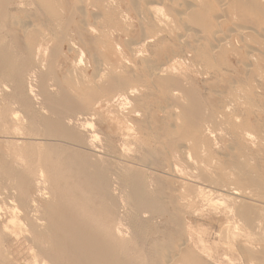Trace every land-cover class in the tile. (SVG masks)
Segmentation results:
<instances>
[{"label":"bare ground","instance_id":"obj_1","mask_svg":"<svg viewBox=\"0 0 264 264\" xmlns=\"http://www.w3.org/2000/svg\"><path fill=\"white\" fill-rule=\"evenodd\" d=\"M24 1L27 11L38 13L34 18L21 10ZM85 1L98 12H89L82 0H0V264H21L24 253L31 259L27 264H206L187 245L186 217L198 196L190 198L179 188L174 198L156 178L161 171H181L171 163L176 154L189 152L185 156L190 159L191 152L193 160L203 164L210 150L205 146L207 123L216 130L225 126L234 143L243 147L236 148L241 154L246 149L242 135L264 139V99L254 88L264 81V0H123L124 8L113 7L109 0ZM168 12L175 20L169 25L177 26L173 45L156 52L153 60L141 59L136 74L133 69L118 74L113 68H99L97 41L112 51V31L107 30L119 19L137 24V41L125 46L132 53L138 44L161 45L163 36L148 35L166 22ZM77 43L91 59L90 69L79 70L77 80L69 73L60 79L57 63ZM182 62L186 72L176 73L175 63ZM197 74L222 86L202 83V89L210 91L203 97L193 77ZM33 93L40 98L37 105ZM104 114L116 123L111 135L125 130L119 133L127 150L122 159L110 145L106 150L112 157L103 153L105 148L99 152V136L88 132L105 121ZM253 137L248 138L252 144ZM240 153L237 156L245 158H234L230 175L221 168L217 177H210V169L207 175L203 172L206 165H197L202 173L196 176L221 189L234 185L235 191L232 187L228 192L235 200H230L232 211L242 228L253 232L259 229L260 212L243 201L255 193L264 199V180L250 155ZM155 215L169 216L174 231L167 247L151 248L155 259L148 262L144 232ZM128 222L133 228L129 237L122 226ZM244 249L249 259L264 262V250L254 256Z\"/></svg>","mask_w":264,"mask_h":264},{"label":"rangeland","instance_id":"obj_2","mask_svg":"<svg viewBox=\"0 0 264 264\" xmlns=\"http://www.w3.org/2000/svg\"><path fill=\"white\" fill-rule=\"evenodd\" d=\"M67 1H70V0H67ZM100 1H103V0H99V1L97 0V2H100ZM106 1H108V0H105L104 2H102V3L100 2V3L101 4H107L109 2L113 7H115V6L118 7V8L119 7L120 8H124L125 7V6L121 5L123 0H113V1L109 0L107 3H106ZM127 1L128 0H124V2L126 4H127ZM82 2L84 3V4L82 3V6H85V3L87 1L82 0ZM112 2H113V4H112ZM25 3L26 2L24 1V4ZM87 3H86L85 7H87L89 12H93V11H95V13L98 12L97 10H95L94 8L91 7L90 1L88 3L89 6L87 5ZM166 3H168V2H166ZM25 6H24V8L21 9L23 11L26 10L25 11V14H26L25 16H28V17L32 18L33 17L32 15L35 16L36 14H38V13L33 12V11H31V12L27 11V6H28L27 3L25 4ZM9 10H10V12L12 11L11 13H14L12 7L9 8ZM115 15L119 18L118 11L115 12ZM129 18H130V16H129ZM169 18H170V20H169ZM168 20H169V23H167ZM171 20L175 21L173 19V17H172L171 12L170 13L168 12L167 19H165L166 22L162 23V25L165 26V27L163 28V26L160 23L159 25H161V26L158 25L156 27L157 30H152V31L150 30V32H149L148 36H150L151 38H155L156 39L157 36H163V37H161V39L163 38L162 40L165 39V41L161 42V39H160V41H159L160 43L159 44H161V45H158L157 41H155L154 43H151V47L150 48H148V45L147 46L143 45L145 48H142L143 46H140V44H138L139 45V47H138L139 50L137 48V50H134L135 52L133 51L132 53L131 52L129 53L126 50L125 46L127 44H130V43H133V42L137 41L134 38H135V36L137 34L138 27H137V24L134 21L131 20V18H130V22H128V20H125L126 22H124V23H123L124 20L122 21V20L119 19L117 21V23L115 24V28L112 27V29H110L108 27L110 30H107V33L112 31L110 33V35L108 34V37L110 36L109 37V43H110V45L113 48L112 51L108 50L107 48H103L102 45L100 44V42L97 41L98 50H96V52H98L97 53L98 58L100 59V57H101V59H102V61L99 63L100 64L99 68L100 69L104 68L103 70H107V69L113 68V69H116L117 71H119V73L117 72L118 74H120L121 72L124 73L123 72L124 70L131 71V69H133L131 72H133V73L137 72L138 73V71H140L139 70L140 69V67H139L140 64L139 63H140L141 59L142 60H149V59L153 60L156 52L167 48V46L173 45V41H176L177 34L175 32L177 30L176 29L177 26L176 25H172L174 27L173 28L171 25H169L171 23L170 22ZM164 23H167V26L164 25ZM128 24H130V26ZM98 25L102 26L100 24H98ZM128 27H129V30L127 29ZM159 28H161V29H159ZM94 32H95L96 37H97L99 35V34H97L98 31L96 29H94ZM153 33L154 34L156 33V36ZM161 33H162V35H160ZM170 35H172V36H170ZM157 40H159V39H157ZM166 40H168V41H166ZM176 44H177V42H176ZM82 49H81V45L79 46V44L77 43L76 44V49L73 52H70V53L66 52L64 54V56H63V59L59 63H57L59 65V67L61 66L60 69H56L57 72L60 74V76H59L60 79H62L63 76H66L67 75L66 73H69V75L71 77H73V78H75V80H77L80 73H82L84 71L87 73L89 71L90 64H91V59H90L89 55L87 54V52L82 50ZM99 51H101V53ZM141 51H142L141 56L143 55L142 57L140 56V53H139ZM80 52H81V55H80ZM145 54H147V55H145ZM136 56H138V57H136ZM124 59H125V61L127 60L128 63L124 62L123 61ZM101 63H103L105 67ZM137 64H138V66H137ZM177 64L179 65L180 63H175L174 68H175L176 73H178V72L179 73H182V72L185 73L186 72L185 66H187V65L183 64V62H182L181 63L182 65L181 64L179 65V68H180L179 69ZM130 65H132V66L130 67ZM180 66H182V67H180ZM76 69H77V72H76ZM60 70L62 72H60ZM79 70H80V73H78ZM189 74H190V72H189ZM193 77H194V80H196V81L198 80L196 86H197L199 94H201V96H203V97H208L207 92L209 93L210 91L208 90L206 92L205 90H203L202 86H201L202 83H204V84L213 83L214 86L215 85H218L219 87L222 86L221 84H218L216 81L204 82V81H202V79H204L205 77L198 76V74L197 75H193ZM35 79L36 78L33 77L32 78V82H34ZM254 88H255V91L258 92L259 97H262L264 99V81L262 82V85H257V86L255 85ZM141 90L142 89H140V88L137 89L138 94L141 92ZM54 92H55V90H54ZM34 95H35L34 97L32 96L34 98V99H32L33 100L32 102H33V104L37 105L38 103H40V101H39L40 98L36 95V93ZM149 102H151V100H149ZM112 117H113L112 115L110 116L108 114L102 115V118L105 121L101 120L99 123H96V126H94L95 129L91 128L92 130L90 129L88 132L90 134L91 132L94 131L95 132L94 134L99 136L100 139L97 136L98 139H97V142L95 144L98 148H101L100 150H98L99 152H102L103 149L105 148L104 149L105 151L103 153L108 154L110 156L111 153L110 154L107 153V150H106L107 149L106 146L110 145L112 152H114L117 155L118 158H120V156H122L124 158L125 156H127L126 153H125L127 150H126V147L123 146V139L120 137L119 133H121V132L125 133V130L122 129L121 131H119L117 133L118 136L117 135H115V136L111 135L112 132H115L116 128H117L115 126L116 123H115V121L113 120ZM109 127L111 128L112 131H110ZM204 129L206 131L205 133L208 134L207 137H209V142H207L208 146H207V144L205 146H206V148L208 147L207 150L210 148V150H212V151H210V150L209 151L212 152V153L210 155L209 151H207L206 148H204L205 146L202 147V150L204 149V153L208 152L207 155L202 160L204 162H203V164H201V166L203 165V167H204L206 165V167H207L205 170H203V168H202L203 172L206 173L205 175H207V173L209 171L208 174H209L210 177H213L214 175H215L214 177H217V175L219 174V172H220V170L222 168V169H226L225 173L229 172L227 175H230V169H231L230 166H231V162L234 160V158L236 157L237 160H239V161H241V160L243 161L244 158H245V157L244 158L241 157L242 158L241 159V158H239L240 156H237L238 153H240L238 150H239V147H241V146L234 143V138H233L232 134L228 131V129L225 128V126L219 127V129L216 130L213 125H209L207 123L206 126L204 127ZM224 129H226L225 132L224 131L220 132V130H224ZM222 132H223V134H222ZM227 133L230 135V137H229V135ZM248 135H249L248 138L251 137L250 139H252V137L254 136L253 137L254 140H252L254 145L251 143V140H249L248 138H243V135H242V139L244 141V143L242 145L244 146V148H246L243 153L250 155V157H248V158L251 160V162H252L254 168L256 169L258 175L264 180V153H263V151H264V146H263L264 145V139L257 141L258 138L256 137L255 134H252V136L250 134H248ZM101 137H103V138H101ZM232 139H233V141H231ZM255 139H256V141H255ZM98 141H99V144H100L101 147H99V144H97ZM211 145H213V146L211 147ZM236 148H238V150ZM241 148H243V147H241ZM257 148H260V149H257ZM122 152H123V154H122ZM187 153H189V152H186L185 155H188ZM185 155L176 154V157H174L171 160V163L172 164L174 163L173 165L176 168H179L181 170L180 171L181 173L180 172H176V170H175L176 168L173 167V169L175 170L173 175H172V173H169L168 171H161L160 173L157 174L158 176H157L156 179H158V180L160 179V181H162L165 184L164 186L168 187V190H166V194H172V196H174V198H175V195L179 194L178 193L179 188L183 192H186V193L189 192V194L191 195L190 196L188 194L190 198L192 197V195L194 196V194L198 196V197L196 196L197 200H198V203H196L195 208H193L194 207V205H193L192 209H191V213L192 214L194 213L193 216L191 214V215H189V217H186V222L185 223L187 225L186 229L188 230L187 233H188V236H189V238L187 237V239H188L187 245L196 254H199L200 258H202V260L206 264H256V263L257 264H261V263L264 264V262L262 260H258V259L253 260V259H249L248 257H246L245 253L247 251L244 249V248H246L248 251L253 253L254 256H260L261 253L259 254V252H262L264 250V217H263L264 216V199L262 197H259L260 195H258L257 193H255V194L258 197L257 196L256 197L252 196L253 199H252V197H248V199H244L245 201H243V202L249 204L251 209H253V210L255 209L256 212H258V213L260 212L259 215L261 214L260 216L258 215V220H257L258 225H260L259 229H257L256 231H253V232L245 231L244 228H242V223L240 221H238V219L235 218V213H233L234 211H232L233 207L231 205H233V204L230 202V200L232 199V202H235V200L232 197H231V199L229 198L231 195L228 192L234 190V188L236 189V187L233 185V186H230V188L228 189L225 186V187H223L224 189L222 188L223 189L222 190L221 189L222 186H220V188H219V186H214V185L205 183L204 181H202V179L200 177L196 176L197 174L200 175V173H202L199 170V168L196 167L197 165H199V162H196L195 160H193V158H192L193 155H192L191 152L189 154L190 159L187 156H185ZM208 155L210 157H208ZM109 156H107L106 158L109 159V160L112 159V161L113 160L115 161V158L113 159V158H110ZM212 156H213V158L214 157L215 158L213 159ZM111 157H112V155H111ZM122 157L120 159H122ZM186 157L188 158V160H185ZM177 159L179 160V163H178ZM208 159H210V160L208 161ZM189 160L191 162H193V163H190ZM206 160H207V162H205ZM174 161H177V162L175 163ZM213 161H214V164L211 163ZM188 163L191 164V165H189ZM178 165L179 166L180 165H182V166L184 165L185 167H182V166L179 167ZM186 165L189 168L195 166L196 170L194 169V167L190 168V170H188V167ZM210 165L213 166L212 168L217 166L216 168H219V169L218 170L217 169L216 170H214V169L211 170L212 168H210L211 167ZM181 167L184 168V170H182ZM185 168H187V170ZM208 169H210V170H208ZM206 170H208V171H206ZM184 172L185 173L187 172L186 175L188 177L184 174ZM193 172H194V174H193ZM196 172H198V173H196ZM212 172H213V174H211ZM179 174H181V175L178 176ZM171 175L174 176V177H171ZM211 175H213V176H211ZM183 176H186V177L183 178ZM173 178L176 179V181L178 180L179 183L176 184L175 180H173ZM195 179H197V180H195ZM181 183L187 189H185V187L182 189L180 187ZM227 184H229V183H227ZM229 185H232V183H230ZM211 187H212V189H211ZM232 187H233V189H232ZM230 189H232V190H230ZM184 190H186V191H184ZM225 191H227V192H225ZM248 192H249V190H248ZM248 192H247V194H248ZM199 193H201L202 195L199 194ZM205 194L206 195L208 194V195L206 196ZM249 195H252L251 192L249 193ZM215 197H216V199H214ZM227 197L229 199H227ZM237 201L239 203L241 201V199H239ZM248 201H250V202H248ZM207 202H209V203H207ZM213 202L216 203V204H217V202H220V203H218L219 206L217 205L218 206L217 207L216 204L215 205L213 204ZM228 202L230 203V205H229ZM252 202H254L255 204L252 203ZM256 202H257V204H256ZM211 204H213L214 206L213 205H212L213 207L210 206ZM221 204H223V205L221 206ZM261 204H262V206H261ZM215 207H216V209H214ZM225 209L228 210V211H226ZM194 210L195 211L197 210L198 212H194ZM259 217H260V219H259ZM167 218H169V216H166V217H159L158 215L153 216V219L151 220L148 228L146 229V231H148V232H146V231L144 232L145 238H146L145 239L146 240L145 241V245H144L145 250H146L145 251L146 252L145 253V256H146L145 259L148 260V262H150L151 260L155 259L154 258L155 257V252L154 251L152 252V250H151L152 247H155V246L167 247L169 245V237H170V234H172V232L174 231L173 230L174 228H173V225L169 224ZM122 226H123V229H124L125 236L127 235L129 237V234L132 232L133 228L131 227L129 222L127 224L124 223V225L122 224ZM235 228H237V229H235ZM240 231L244 235H241ZM234 234L238 235V237L236 235H234ZM226 236H227V238H226ZM231 236H233V237H231ZM234 236H236V237L234 238ZM248 236H249V238H248ZM226 239H228V240H226ZM253 248H257L256 251ZM258 249H259V251H258ZM147 256H148V258H147ZM149 257H150V259H149ZM30 261H31L30 257L27 255V253H24V256L22 257V263L21 264H25V263L27 264V262L30 263ZM254 262H256V263H254ZM173 263H174V261L171 262V264H173Z\"/></svg>","mask_w":264,"mask_h":264}]
</instances>
